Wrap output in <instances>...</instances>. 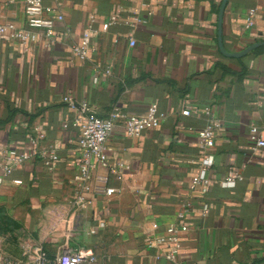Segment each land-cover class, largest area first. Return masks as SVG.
Masks as SVG:
<instances>
[{
	"label": "crops",
	"instance_id": "0c3cea01",
	"mask_svg": "<svg viewBox=\"0 0 264 264\" xmlns=\"http://www.w3.org/2000/svg\"><path fill=\"white\" fill-rule=\"evenodd\" d=\"M222 1L45 0L64 15L49 35L35 30L28 46L0 42V172L7 151L28 149L37 128L43 133L37 146L60 157L53 171L40 158L30 159L0 187L6 256L32 264L36 248L55 260L66 248L80 247L94 252L98 264H167L153 258L145 241L179 224L177 211L200 169L197 131L207 124L201 109L210 106L222 126L209 171V210L203 217L205 199L194 200L179 258L186 264H264V149L254 151L248 138L251 124L264 126V46L241 58L220 51ZM253 7L262 11L248 25ZM263 11L264 0H228L227 51L264 40ZM136 16L144 21L132 26ZM112 17L117 22L104 30ZM3 21L23 27L24 0H0ZM73 43L94 49L80 60ZM67 94L101 116L115 106L141 116L153 103L167 115L158 129L138 137L127 136L123 121L117 123L107 154L114 170L110 184L121 188L119 194L96 195L91 180L78 187L79 112L63 101ZM235 173L243 178L223 186ZM81 189L85 206L74 204Z\"/></svg>",
	"mask_w": 264,
	"mask_h": 264
},
{
	"label": "built area",
	"instance_id": "2783aa9c",
	"mask_svg": "<svg viewBox=\"0 0 264 264\" xmlns=\"http://www.w3.org/2000/svg\"><path fill=\"white\" fill-rule=\"evenodd\" d=\"M17 0H1L4 4H10ZM58 4L59 0H53ZM262 11L259 8H250L248 11L247 23L252 25L255 22L257 13ZM25 25L17 26L14 22H0V42L4 39L17 40L23 45L28 46L31 41L36 39L35 30H44L49 35L56 22L63 21L64 15L55 7L46 4L45 0H24ZM264 13V11L262 12ZM139 17H134L132 26L141 23ZM117 22L115 17L103 25L106 30L110 24ZM92 31L97 32L95 29ZM65 35H69L65 32ZM84 39L89 37V32L84 33ZM131 45H135L134 38L130 40ZM94 48L88 44L71 45V51L80 60H86ZM109 74L111 70L107 68L102 71ZM100 72V73H102ZM98 81V75L94 77V82ZM72 108L79 112L75 124L79 127L80 139L79 147L81 150L80 175L78 187L84 188L86 182L91 180L92 191L96 195L113 196L121 192V188L110 184L111 173L110 160L107 154L108 140L113 133L117 123L123 121L126 135L129 137H138L146 130L158 129L167 115L162 112L157 103L151 104L147 111L141 116L130 115L119 107H114L107 116H101L88 106L86 102H75L72 95L67 94L63 97ZM207 118V124L204 128L197 131V145L202 151L199 172L194 174L188 184L189 196L180 204L177 211L178 225H171L165 228L161 233H153L147 236L145 244L153 252L155 260L164 259L167 264H186L179 258L180 251L183 248V235L189 228L187 218L192 212L195 199H205L203 201L201 215L205 217L209 210V202L206 201L210 189L211 178L209 171L214 164L213 149L216 144V132L222 126L214 110L210 106L201 109ZM184 115H189L190 110H183ZM39 135L30 137L28 149L19 151L16 148H10L5 156V161L1 165L0 187L6 182L13 173L16 166L24 162L40 158L45 166L53 171L57 168L60 157L58 153L51 148H39L38 140L43 137V133L37 128ZM248 138L252 144V149L257 151L264 149V126L251 124L249 127ZM102 170L103 172H101ZM243 178L242 174L235 173L228 175L222 182L223 186H228L237 180ZM15 183H22V180H14ZM81 192L76 196L75 205L85 206L87 198ZM105 223L101 222L100 226ZM91 231H95L91 227ZM2 238L0 236V244ZM0 264H26L22 260H17L6 256L0 247ZM32 264H98V257L94 252L84 250L80 247L66 248L63 253L55 260H49L42 248H36V254Z\"/></svg>",
	"mask_w": 264,
	"mask_h": 264
},
{
	"label": "water",
	"instance_id": "95a60500",
	"mask_svg": "<svg viewBox=\"0 0 264 264\" xmlns=\"http://www.w3.org/2000/svg\"><path fill=\"white\" fill-rule=\"evenodd\" d=\"M227 2H228V0L222 1L221 7L219 10V14H218V44H219V49L226 56L241 58V57L247 55L248 53H250L252 50H254L258 47L264 46V40L254 42L253 44L247 46L246 48H244L240 51H236V52L227 51V49L225 48V45H224V41H223V18H224V12H225Z\"/></svg>",
	"mask_w": 264,
	"mask_h": 264
},
{
	"label": "trees",
	"instance_id": "16d2710c",
	"mask_svg": "<svg viewBox=\"0 0 264 264\" xmlns=\"http://www.w3.org/2000/svg\"><path fill=\"white\" fill-rule=\"evenodd\" d=\"M261 48H263V47L257 48V49H255L254 51H257V50H259V49H261Z\"/></svg>",
	"mask_w": 264,
	"mask_h": 264
}]
</instances>
